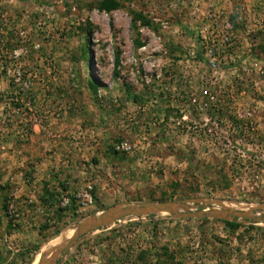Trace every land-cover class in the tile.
Returning a JSON list of instances; mask_svg holds the SVG:
<instances>
[{"label": "rangeland", "instance_id": "1", "mask_svg": "<svg viewBox=\"0 0 264 264\" xmlns=\"http://www.w3.org/2000/svg\"><path fill=\"white\" fill-rule=\"evenodd\" d=\"M100 2L0 0V264H264V0Z\"/></svg>", "mask_w": 264, "mask_h": 264}, {"label": "water", "instance_id": "2", "mask_svg": "<svg viewBox=\"0 0 264 264\" xmlns=\"http://www.w3.org/2000/svg\"><path fill=\"white\" fill-rule=\"evenodd\" d=\"M154 205H166V204H142V205L130 206V207L126 208V209L114 208V209H112L110 211L104 212V213H102V214H100L98 216H95V217H92V218L86 220L82 224L78 225V226H83L86 223V229L78 237H76L74 240H72L70 242V244L67 246V248L65 250H63L62 252L64 253V252L68 251L71 248V246L82 235H84L86 233H89V232H92V231H95V230H97L99 228L108 226V225L114 223L115 221H117L118 219H120L122 217L130 216V215L141 216V215H153V214H156L155 212H152L150 210V208L152 206H154ZM173 205H176V204H173ZM177 214H179V213L176 212V213L169 214V215H177ZM226 214H228V213L220 212V211H212L211 213H208V214H203L202 212H197V213H194V214L181 215V217H196V218L220 217V216L223 217V215H226ZM229 215H232L234 217L237 216V214H229Z\"/></svg>", "mask_w": 264, "mask_h": 264}, {"label": "bare ground", "instance_id": "3", "mask_svg": "<svg viewBox=\"0 0 264 264\" xmlns=\"http://www.w3.org/2000/svg\"><path fill=\"white\" fill-rule=\"evenodd\" d=\"M150 209L165 211L167 213H175V211L171 208V206L167 205H154ZM81 227H77L74 231L73 235L68 239L65 245L59 250L61 247L66 235H60L49 241L45 247H43L39 253L35 256L32 264H53L56 258L61 254L63 250L67 248L72 240L79 236Z\"/></svg>", "mask_w": 264, "mask_h": 264}, {"label": "trees", "instance_id": "4", "mask_svg": "<svg viewBox=\"0 0 264 264\" xmlns=\"http://www.w3.org/2000/svg\"><path fill=\"white\" fill-rule=\"evenodd\" d=\"M126 1L131 2L132 0H126ZM118 8H119V5H118L117 0H101V2L98 5V9L105 14H110V13L116 11ZM132 19H133V23H134L136 20L141 19V18L139 15L136 14V15H133ZM84 52H85V55H84V57H85L87 53H86V51H84ZM116 65L118 66V60H116ZM115 73H116V70H115ZM90 87H91L93 93H96V87L92 82H90ZM225 224L228 225V227H230V228H237V225H235V224H232V223H225Z\"/></svg>", "mask_w": 264, "mask_h": 264}, {"label": "built area", "instance_id": "5", "mask_svg": "<svg viewBox=\"0 0 264 264\" xmlns=\"http://www.w3.org/2000/svg\"><path fill=\"white\" fill-rule=\"evenodd\" d=\"M225 45L229 44V38L227 37H224L223 38V41H222ZM264 76V74H263ZM90 189V188H89ZM79 197V196H78ZM82 206L83 207H88L91 205L92 201H91V197L90 195L88 194V192H86L83 196H82Z\"/></svg>", "mask_w": 264, "mask_h": 264}]
</instances>
